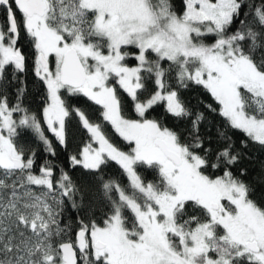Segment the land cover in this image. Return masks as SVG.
I'll return each instance as SVG.
<instances>
[{
	"label": "snow or ice",
	"instance_id": "6c2138e0",
	"mask_svg": "<svg viewBox=\"0 0 264 264\" xmlns=\"http://www.w3.org/2000/svg\"><path fill=\"white\" fill-rule=\"evenodd\" d=\"M0 11V264H264V173L249 181L239 167L250 145L264 150V0H0ZM21 31L46 88L42 121L59 144L65 96L98 106L100 122L72 110L90 140L70 163L91 183L63 170L54 178L47 161L37 170L36 152L17 139L30 129L56 154L21 106L23 86L9 105L7 88L26 72ZM191 86L214 101L205 107L223 119L222 147L183 100ZM157 105L188 127L153 117ZM109 161L126 186L105 178ZM68 206L75 223L64 220Z\"/></svg>",
	"mask_w": 264,
	"mask_h": 264
},
{
	"label": "trees",
	"instance_id": "16d2710c",
	"mask_svg": "<svg viewBox=\"0 0 264 264\" xmlns=\"http://www.w3.org/2000/svg\"><path fill=\"white\" fill-rule=\"evenodd\" d=\"M176 4L178 7H181V0H176ZM2 17L3 13L0 11V20H2ZM18 47L26 57V72L18 74L19 81H13L12 85L7 88L6 94L8 96L9 105L11 106L16 103L17 87L23 86L25 91L23 97L21 98V106L28 109L30 114H36L38 119L41 120L45 135L52 142V146L55 149L56 154L55 156H51L47 153L44 145L30 129H18L20 133V136L17 137L18 141L36 152L37 170L39 166H42L47 161L53 166L54 178H58L60 171L63 170L67 172L78 185L91 183L93 179L91 173L79 166L73 168L70 163V157L73 155L79 156L82 148L90 140L89 134L82 127L79 118L72 110L80 108L86 113L90 120L100 122L102 118L100 117L98 106L92 104L91 101H87L84 97L65 96L66 103L69 106L70 116L66 119V145L59 144V142L51 135V132L47 130L42 121V110L47 98L46 88L35 76L33 49L30 42L24 37L23 31H21V39L18 42ZM128 63L130 66H133L136 61L133 59L129 60ZM20 81H22V85L20 84ZM122 95H124L125 100L128 101L126 94L122 93ZM181 95L186 105L191 110H199L206 114L207 120L211 122L212 130L211 132L206 131V122L205 125L201 126V132L206 136L212 137L213 148L222 147L223 145L218 143L216 140V127L223 125V119L218 115L209 113L205 107V105L210 103L214 105V101H212L210 95L204 92L203 89L196 86H191L187 90H181ZM128 114L134 116V113L131 111L130 101H128ZM19 115V113L15 114L14 118L18 119ZM151 115L157 119H163V122L169 127L177 129L188 127L187 121L178 122L175 118L168 115L165 112L163 105H157L154 110L151 111ZM104 130L114 144L122 150H128L125 142L116 136L110 125L105 124ZM233 138L236 141V147L239 148V140L243 138L242 135L235 134ZM245 152L247 153V156L239 167L247 169V176L244 177L246 180L255 181L257 177L264 173V150L255 145H250L248 149H245ZM138 171L146 181L153 179L154 174L151 170L139 168ZM233 171L235 172L237 169H233ZM102 172L106 179L111 177L124 186L128 183L127 177L124 175L123 171L113 161H109L106 165L102 166ZM69 218L72 219L73 223H75L77 218V213L73 211L70 206L66 209L64 220Z\"/></svg>",
	"mask_w": 264,
	"mask_h": 264
},
{
	"label": "flooded vegetation",
	"instance_id": "af4514ba",
	"mask_svg": "<svg viewBox=\"0 0 264 264\" xmlns=\"http://www.w3.org/2000/svg\"><path fill=\"white\" fill-rule=\"evenodd\" d=\"M45 127H46V124H45ZM47 128V127H46ZM51 135L54 137V135L51 133ZM55 138V137H54ZM56 139V138H55Z\"/></svg>",
	"mask_w": 264,
	"mask_h": 264
},
{
	"label": "rangeland",
	"instance_id": "374dc122",
	"mask_svg": "<svg viewBox=\"0 0 264 264\" xmlns=\"http://www.w3.org/2000/svg\"><path fill=\"white\" fill-rule=\"evenodd\" d=\"M46 106V103H45V105H44V107ZM46 127H47V125H46ZM94 147L96 146V145H93Z\"/></svg>",
	"mask_w": 264,
	"mask_h": 264
}]
</instances>
